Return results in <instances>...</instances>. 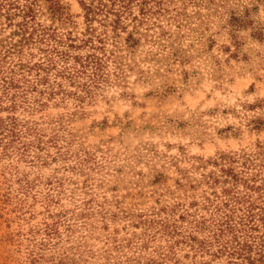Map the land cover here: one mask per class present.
<instances>
[{"label":"rangeland","instance_id":"1","mask_svg":"<svg viewBox=\"0 0 264 264\" xmlns=\"http://www.w3.org/2000/svg\"><path fill=\"white\" fill-rule=\"evenodd\" d=\"M95 10L0 0V264H229L190 237L213 242V162L264 146V0ZM44 30L97 68L66 79Z\"/></svg>","mask_w":264,"mask_h":264},{"label":"trees","instance_id":"2","mask_svg":"<svg viewBox=\"0 0 264 264\" xmlns=\"http://www.w3.org/2000/svg\"><path fill=\"white\" fill-rule=\"evenodd\" d=\"M81 1L82 6L87 10L90 17L96 16V8L99 11L109 8L110 11H108V14L114 17L111 20L112 23H114V28L119 29L122 28L120 26H122V19L125 13L131 11L132 4L135 0H90L88 3H85V0ZM95 1L99 7L93 4ZM139 1L143 14L149 0ZM24 12V16L28 17L32 11L27 9ZM89 21H91V19H89ZM243 22L245 23V21H242V23ZM25 25L28 27V23H25ZM44 31L41 42L44 41L45 43L47 39H54V41H56V46L52 47L53 50H51L49 45H47L43 51L45 53L52 52L57 54L59 57L58 59L66 64H70L71 60L74 61V64L65 67V70L62 72L66 73V79L67 76L72 78L75 75H79V73L86 74L90 64H95V68L99 65L95 55L83 57L74 55L70 52V49H77L79 46L67 44L68 49H60V46H65V43L61 40H57L55 33L52 34L47 32L48 30ZM259 32L261 33L256 34L262 37L264 35L263 31L259 30ZM132 36L133 34H130V39H132V41H137ZM70 41L74 42L73 39H70ZM87 42L89 41L85 39L82 40L83 45H86ZM55 57L56 56H53V58L50 57L48 59L52 66L56 64ZM88 60H90V62H86ZM82 69H86V71L81 72ZM96 70L97 69H95V71ZM259 121H261V125H264L261 119ZM256 123H259L258 127L260 128V122ZM263 159L264 146H260L259 150L254 154L245 153L238 157L221 155L219 159L213 162L214 166H220L219 176H214L213 174L215 173L207 175L209 178L208 184L211 183L210 186L216 197L214 200L211 198L206 199L210 206L214 205L216 209V216L212 219V223L214 224L207 227V230L213 233V242L203 243L196 237L191 236V241H198V243H200V246L197 248L199 251L202 250V248H210L216 245L217 250L212 251L211 255L214 257L225 255L230 260L229 264H264V234H256L260 232L261 229L260 225L257 223L261 222L264 224V206L260 205L258 202L259 200L262 201L264 198V177H261L262 173H264V165L262 164L264 161ZM239 164L242 165L241 170L236 169ZM217 186H220V191H218ZM206 223L207 220L202 224L205 225ZM191 247L193 248V245ZM169 254L170 253L157 252L156 256L151 254L149 257H146V255L139 253L136 259L133 258V260H136L138 264H163L168 261L167 257ZM129 259L131 258L127 257V261H129ZM174 264L182 263L176 260Z\"/></svg>","mask_w":264,"mask_h":264}]
</instances>
